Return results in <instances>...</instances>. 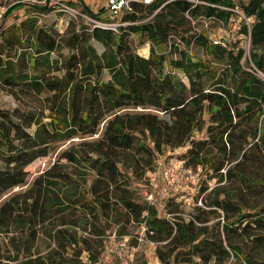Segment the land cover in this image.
I'll return each instance as SVG.
<instances>
[{"label":"trees","instance_id":"trees-1","mask_svg":"<svg viewBox=\"0 0 264 264\" xmlns=\"http://www.w3.org/2000/svg\"><path fill=\"white\" fill-rule=\"evenodd\" d=\"M61 1L91 25L52 3L26 4L19 19L11 7L0 23V92L16 101L0 108V197L20 188L0 202V264H98L104 246L93 240L111 217L142 226L158 264H264V0L135 2L117 23ZM236 12L245 39L214 45L194 29L204 20L228 31ZM54 13L61 35L38 24ZM66 142L28 182L29 167ZM179 148L201 183L187 217L174 197L159 216L145 175Z\"/></svg>","mask_w":264,"mask_h":264},{"label":"rangeland","instance_id":"rangeland-1","mask_svg":"<svg viewBox=\"0 0 264 264\" xmlns=\"http://www.w3.org/2000/svg\"><path fill=\"white\" fill-rule=\"evenodd\" d=\"M27 0H0V4L6 9V11L12 7H14L15 10L19 12V17L16 19H19L20 17L27 16L29 14V11L26 9L27 5L29 4L26 2ZM77 1V0H73ZM83 2V4L87 5V7L93 12L96 13L99 9H101L102 4H100L97 0H80ZM14 10V11H15ZM76 10H79V6L76 7ZM80 13H82L80 11ZM66 15V14H65ZM84 15V14H83ZM85 16V15H84ZM101 18H109V13L106 11L102 12L99 15ZM79 16H76L74 19L71 17L70 19L77 21H80L83 25H91L90 22L87 21L86 18H78ZM86 17V16H85ZM57 14H46L44 16L39 17L38 24L40 26H43L46 29H50L54 31L56 34L61 35L63 32L64 23H59L56 20ZM22 19V18H21ZM9 21V20H7ZM76 21V22H77ZM16 22V20H15ZM66 22L68 23V20L66 19ZM114 22L117 23V18H114ZM195 30L200 32H207L211 33L212 36H220L221 33L225 32L223 29L226 28H220V26H216L213 23H209L207 21H197L195 24ZM223 30V32H222ZM225 35V33L223 34ZM139 36L137 34H131L128 37V42L131 48L138 47V41ZM213 38V37H212ZM146 42V41H145ZM144 42V43H145ZM143 43V44H144ZM141 45L145 47L144 45ZM238 46H240L243 49V59H247L248 57V51H249V45L247 44L246 40H241L238 43ZM97 52L101 51V48L97 45H94ZM148 51V49H146ZM61 55L66 54V50L64 48H61L59 51ZM191 54L200 59H205L207 56L204 54V52L197 48L193 47L191 49ZM263 79L262 76L258 75ZM40 105L38 101L31 102V106ZM16 106V101L9 95L5 94L4 92H0V108L2 109H11ZM71 141H77V139H72ZM69 144V142L66 143H59L55 146L54 154L49 158L45 159L42 162L36 163L29 167L30 177L28 182L31 180L32 177L40 173L41 170L46 168L49 163H51L54 160L55 155L62 149L66 148V146ZM182 152V149H175L174 151H166L163 155L157 156V159L155 161L154 170L151 173H146L145 175V184H146V190H149L150 194V201L154 204L158 211L159 216H163V202L165 199L169 197H174L177 202L181 201V213L183 217H187V215L191 211V199L192 196L195 195L197 187L201 183V176L202 173L196 169L195 171H191L190 169H185L183 167V164H179L178 162V155ZM169 169V170H167ZM165 171L166 178H164L163 175H161V171ZM170 182V184H167V180ZM212 185V182L209 183ZM142 192V196L144 195V191ZM20 191V188H14L10 193L7 195H4L0 197V202L4 199H6L7 196H9L11 193ZM148 195V194H147ZM145 198V197H144ZM146 199V198H145ZM115 219L113 217L109 218L106 222H103L102 220L99 222L98 226H102L104 229V236L100 237L101 241L98 242V240H93L94 245H100L105 246L107 244L108 237L112 238L114 237V242H116L117 239L125 238L126 239V246L121 251V257L123 259L129 258L130 261L129 264H146L147 258H146V249L147 244L146 240L142 237L143 235L140 233V228L135 226H127L125 228H121L122 223L115 224ZM118 230L124 231L127 233L123 237H119L116 235V232ZM141 237V241H138V238ZM6 238L3 236V234H0V247L5 248ZM48 241L45 239H39L35 246L40 251H43L47 248ZM114 247V246H113ZM113 249V248H112ZM82 260H85V253L82 254ZM110 263L111 264H118V259L113 256V254L110 255Z\"/></svg>","mask_w":264,"mask_h":264},{"label":"built area","instance_id":"built-area-1","mask_svg":"<svg viewBox=\"0 0 264 264\" xmlns=\"http://www.w3.org/2000/svg\"><path fill=\"white\" fill-rule=\"evenodd\" d=\"M97 1L100 4H102L101 9L103 10V12L107 11L109 13V19L117 18L121 13L129 12L131 9V3L139 2V3L147 4L150 2V0H97ZM26 2L29 4H38V5H40V4L43 5L46 3H52L54 5L59 6L62 9V11H64L66 14H68L73 19L76 16L86 18L83 14H79V12H78V10H76V8L66 6L61 0H27ZM193 3L196 4L197 1L194 0ZM5 11H6V9L0 4V23H1L4 15H5ZM12 16L15 17L16 16L15 13H13ZM185 17L191 22V25L193 27L196 21H192L187 16V14L185 15ZM197 21H200V20H197ZM239 21L243 22L246 25V27L248 28V19L245 18L242 15V13L236 12L235 17L231 20V24H230L228 31L223 29L225 32H223V30H222L223 33H221L220 36H215V38L212 40V44L223 45V42L219 40L221 38L234 39L237 36L239 38L245 39V36L242 34L235 35V32L238 28V22ZM110 26L112 27L113 30H115L114 24H111ZM219 26H220V28H224L221 25H219ZM224 33H225V35H223ZM212 37H214V36H212ZM145 46L148 47V44L146 43ZM178 163L182 164V161H179ZM167 170H169V169H167ZM166 174L167 173L165 171H163V170L161 171V175H163L164 178H166ZM167 184H170V182L168 180H167ZM145 198L147 201L152 203V201H150V194L145 195ZM139 228H140V233L143 235L144 228L142 226ZM108 240L109 241H107V244L104 246V249L99 256L97 263L98 264H111L110 263V255L113 254V256L118 259V262H119L118 264H129L128 263L130 261L129 258L123 259L121 257V251L126 246V239L121 238V239H117L116 242H114V237L112 236V238L108 237ZM138 241H141V237L138 238ZM146 244H147V249H146L147 261H146V264H158L156 257H155V253H154V244L152 242H149V241H146Z\"/></svg>","mask_w":264,"mask_h":264},{"label":"crops","instance_id":"crops-1","mask_svg":"<svg viewBox=\"0 0 264 264\" xmlns=\"http://www.w3.org/2000/svg\"><path fill=\"white\" fill-rule=\"evenodd\" d=\"M63 1H70V2H81L80 0H77V1H73V0H63ZM83 3V2H82ZM87 6V5H86ZM15 12H17V10H15Z\"/></svg>","mask_w":264,"mask_h":264}]
</instances>
